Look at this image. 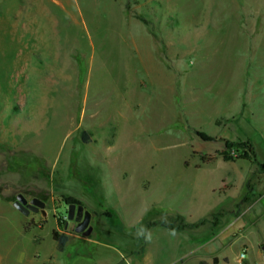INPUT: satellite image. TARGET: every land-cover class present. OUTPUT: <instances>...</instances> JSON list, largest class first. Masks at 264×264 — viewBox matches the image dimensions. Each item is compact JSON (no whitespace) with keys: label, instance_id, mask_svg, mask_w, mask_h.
I'll use <instances>...</instances> for the list:
<instances>
[{"label":"rangeland","instance_id":"obj_1","mask_svg":"<svg viewBox=\"0 0 264 264\" xmlns=\"http://www.w3.org/2000/svg\"><path fill=\"white\" fill-rule=\"evenodd\" d=\"M262 164L264 0H0V264H264Z\"/></svg>","mask_w":264,"mask_h":264},{"label":"water","instance_id":"obj_2","mask_svg":"<svg viewBox=\"0 0 264 264\" xmlns=\"http://www.w3.org/2000/svg\"><path fill=\"white\" fill-rule=\"evenodd\" d=\"M13 206L26 217H29L31 213H38L40 210L45 211L46 209V203L43 200L34 199L30 203L23 194L17 196V201ZM92 219V213L89 212V210H86L83 204H73L68 206V222L77 223V228L75 229L76 234L88 238L91 237L93 234V227L91 226Z\"/></svg>","mask_w":264,"mask_h":264},{"label":"trees","instance_id":"obj_3","mask_svg":"<svg viewBox=\"0 0 264 264\" xmlns=\"http://www.w3.org/2000/svg\"><path fill=\"white\" fill-rule=\"evenodd\" d=\"M198 136L204 142H211V141H213V139L211 137L207 136L203 132H198ZM228 147H230V146H228ZM254 156H255L254 155V152L251 149V153H248L247 152L243 156L238 157V159H246L249 162H253L254 161V158H255ZM219 158H220L219 156H206V157L203 158V165H211V164H214V163H216L219 160ZM224 158H225L226 161L232 159V158L226 157L225 155H224ZM260 168H261V171L264 172V164H262L260 166ZM64 199H65V202L67 203L68 206L69 205H73V204H76V205H81L82 204L76 198H72V197L65 196ZM163 227L168 228V229L170 228V227H167V226H163ZM53 241L57 244L58 251L63 252L66 249V247H67V245L69 243V238L66 235H61L60 236V235L57 234V232H54L53 233Z\"/></svg>","mask_w":264,"mask_h":264},{"label":"built area","instance_id":"obj_4","mask_svg":"<svg viewBox=\"0 0 264 264\" xmlns=\"http://www.w3.org/2000/svg\"><path fill=\"white\" fill-rule=\"evenodd\" d=\"M242 259H244V260L246 259V256H245V254H244V255H242Z\"/></svg>","mask_w":264,"mask_h":264},{"label":"crops","instance_id":"obj_5","mask_svg":"<svg viewBox=\"0 0 264 264\" xmlns=\"http://www.w3.org/2000/svg\"><path fill=\"white\" fill-rule=\"evenodd\" d=\"M169 264H174V261L173 262L171 261Z\"/></svg>","mask_w":264,"mask_h":264}]
</instances>
